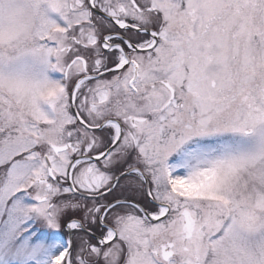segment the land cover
<instances>
[{
	"label": "snow or ice",
	"instance_id": "obj_1",
	"mask_svg": "<svg viewBox=\"0 0 264 264\" xmlns=\"http://www.w3.org/2000/svg\"><path fill=\"white\" fill-rule=\"evenodd\" d=\"M0 264H264V0H0Z\"/></svg>",
	"mask_w": 264,
	"mask_h": 264
}]
</instances>
